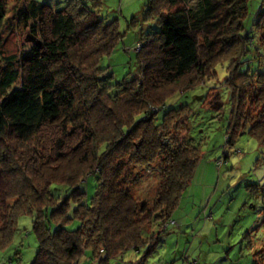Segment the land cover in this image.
<instances>
[{"label": "trees", "instance_id": "obj_1", "mask_svg": "<svg viewBox=\"0 0 264 264\" xmlns=\"http://www.w3.org/2000/svg\"><path fill=\"white\" fill-rule=\"evenodd\" d=\"M252 1L147 0L131 21L136 72L115 82L102 63L124 34L102 0H19L12 16L0 0V250L26 215L38 242L30 264H82L89 250L109 264L160 243L205 156L182 98L222 123L224 146L248 134L264 148V0L256 11ZM13 25L39 41L10 53ZM148 167L159 173L152 203L134 193L146 175L135 170ZM246 191L264 213V183ZM16 258L7 264H21L19 248Z\"/></svg>", "mask_w": 264, "mask_h": 264}, {"label": "rangeland", "instance_id": "obj_2", "mask_svg": "<svg viewBox=\"0 0 264 264\" xmlns=\"http://www.w3.org/2000/svg\"><path fill=\"white\" fill-rule=\"evenodd\" d=\"M37 1L47 3L53 9H61L70 0ZM102 1V15L107 21L118 19L119 28L124 34L123 42L117 44L110 58H105L102 64L113 72L115 82L129 79L135 74L136 65L135 54L127 49L134 45L139 31L138 27L131 25V21L140 15L147 0ZM261 2L253 0L251 9L258 10ZM19 4V0H8L11 16ZM13 28L11 32H5L10 53H19L39 41L25 27L13 25ZM219 73L220 79H223L224 71L220 69ZM224 96L227 97L226 92ZM182 101L190 102L195 109L193 122L203 132L200 133V130V135H193L198 143L200 139L205 142V156L173 213L175 223L170 225L161 242L152 248L146 245L139 251H126L111 259L109 264H264V213L260 200H254L246 191L248 184L264 183V162L260 160L264 148L248 134L239 138L234 147L224 146L222 123L209 120L211 115L200 101L186 97ZM162 116L161 112L156 119L160 120ZM224 154L228 155V163L219 164L225 159ZM135 171L141 176L146 175L134 186V193L152 203L159 178L158 170L148 167ZM85 189L87 198H91L96 191L94 177H91ZM32 221L31 216L20 217L13 245L5 251L0 250V264H7L10 259L17 263L18 248L21 250V264L32 262L38 250V242L32 233ZM77 225V221H74L70 227ZM149 250L151 253H148ZM88 253L91 254V251ZM88 253L80 263L98 264Z\"/></svg>", "mask_w": 264, "mask_h": 264}]
</instances>
